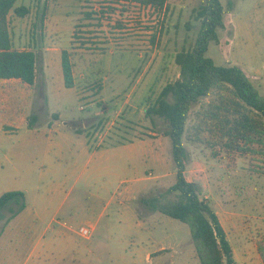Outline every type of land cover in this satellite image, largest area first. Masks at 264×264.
Returning a JSON list of instances; mask_svg holds the SVG:
<instances>
[{
    "label": "rangeland",
    "instance_id": "374dc122",
    "mask_svg": "<svg viewBox=\"0 0 264 264\" xmlns=\"http://www.w3.org/2000/svg\"><path fill=\"white\" fill-rule=\"evenodd\" d=\"M204 3L168 0L153 12L87 0L17 1L29 13L11 12L14 45L38 54V77L28 94L35 104L17 113L18 129L3 130L10 113L0 109V196L24 192L31 208L26 228L9 219L15 205L4 210L0 264H200L189 227L142 199L176 182L168 123L146 111L178 78L175 55L194 44ZM222 3L225 28L207 56L240 67L264 96V0ZM64 50L73 89L64 83ZM186 146L187 177L217 212L235 264H262L264 155ZM82 227L93 229L90 238L80 237ZM34 236L40 244L29 258Z\"/></svg>",
    "mask_w": 264,
    "mask_h": 264
},
{
    "label": "trees",
    "instance_id": "16d2710c",
    "mask_svg": "<svg viewBox=\"0 0 264 264\" xmlns=\"http://www.w3.org/2000/svg\"><path fill=\"white\" fill-rule=\"evenodd\" d=\"M17 1L0 0V79H15L34 86L38 77V54L34 50L15 48L10 28L12 11L18 17L29 13L27 7L16 6ZM87 1L141 5L157 12L168 5V0ZM224 15L222 0H205L196 11L200 27L195 42L191 48L175 55L178 78L151 99L146 111L147 118L158 117L168 123L166 135L172 144L176 182L158 196L142 199V203L149 210L189 227L200 264H235V259L217 212L202 198L197 182L187 177L186 144L205 146L215 154L264 155V96L240 67L217 65L207 56L210 45L220 43L218 31L225 28ZM61 61L65 86L73 89L71 54L64 50ZM76 133L81 135L82 131L76 130ZM11 204L17 207L9 218L13 220L26 209L25 193L11 191L0 196V221ZM257 252L264 264V238L257 242Z\"/></svg>",
    "mask_w": 264,
    "mask_h": 264
},
{
    "label": "crops",
    "instance_id": "0c3cea01",
    "mask_svg": "<svg viewBox=\"0 0 264 264\" xmlns=\"http://www.w3.org/2000/svg\"><path fill=\"white\" fill-rule=\"evenodd\" d=\"M14 46L15 48H17V45H14ZM31 87L32 86H28L27 84L19 80H15V79L1 80L0 79V109L5 110L8 113H10V115L6 117L7 119H4L5 124H4L3 130L6 131V130L18 129V127L20 126L17 125L19 124L17 113H20V112L23 113L24 110L28 108V106H29V109H32L33 104H35L34 99L33 101L28 102V96H29L28 94L31 92V89L29 88ZM12 114L14 116L11 117ZM21 121H23V119ZM26 124L28 125V127H31L30 123H26ZM6 127H9V129H6ZM86 145L89 146L87 142H86ZM26 205H27L26 209L15 218V220H17L18 223L25 228L27 227V224L25 223L26 215L28 214L31 208L30 205L28 204ZM52 222L56 223L55 220H53ZM34 237H35V244L33 246V250L31 251L29 258L35 253L37 247L40 244L38 240L39 239L38 236H34ZM14 251L16 252L18 251V249H15ZM152 260L153 258H151V255H148V261L151 262ZM24 264H26V262Z\"/></svg>",
    "mask_w": 264,
    "mask_h": 264
},
{
    "label": "built area",
    "instance_id": "2783aa9c",
    "mask_svg": "<svg viewBox=\"0 0 264 264\" xmlns=\"http://www.w3.org/2000/svg\"><path fill=\"white\" fill-rule=\"evenodd\" d=\"M135 6H138L139 8L141 7L143 9L145 8V9H148V10H151V11L155 12V10L153 8H151V7H144V6H141V5H135ZM92 231H93L92 228L82 227V228L79 229L78 234L80 235V237L88 239V238H90V236L92 234Z\"/></svg>",
    "mask_w": 264,
    "mask_h": 264
}]
</instances>
